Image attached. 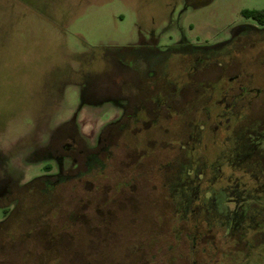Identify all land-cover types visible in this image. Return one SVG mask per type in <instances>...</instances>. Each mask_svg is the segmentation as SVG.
<instances>
[{"label":"rangeland","instance_id":"374dc122","mask_svg":"<svg viewBox=\"0 0 264 264\" xmlns=\"http://www.w3.org/2000/svg\"><path fill=\"white\" fill-rule=\"evenodd\" d=\"M261 9L264 0H0V155L5 168L18 171L21 184L44 174L46 164L53 166L51 173L57 172L55 161L38 160L32 153L48 145L53 131L75 115L83 98L103 99V85L129 90L120 82L114 87L106 49L153 34L159 49L171 56L170 46L184 38L203 46L228 39L233 28L254 22L243 15L245 10ZM230 47L233 56L225 66L210 64L195 75L194 83L206 79L218 88L223 85L220 78L225 76L228 84L242 73L264 90V36L242 37ZM184 63L180 59L181 68ZM81 69L96 74L87 73L90 87L85 95L79 85L86 79ZM189 94L185 88L184 98L189 99ZM189 109H159L150 103L146 113L127 108L133 119H128L126 130L119 125L104 127L97 147L107 146L111 157L102 153L107 168L99 173L75 178L84 170L83 154L63 149L61 153L80 161L74 168L65 163L69 181L46 198L35 191L22 195L7 217L0 210V264L253 260L258 238L248 236L244 248L223 231L208 229L202 217L182 220L174 213L164 165L177 159L190 161V151L179 147L189 148L193 123L205 120V115ZM248 110L239 129L264 122V93ZM119 115L109 103L85 106L77 115L80 132L95 146L102 126ZM211 129L204 131L201 148L208 149L198 152L201 161H212L220 149L218 139L211 142ZM57 134L52 138L54 151L70 143V135L79 140L75 131ZM260 249L264 254V246ZM255 262L264 264V256L257 255Z\"/></svg>","mask_w":264,"mask_h":264},{"label":"flooded vegetation","instance_id":"af4514ba","mask_svg":"<svg viewBox=\"0 0 264 264\" xmlns=\"http://www.w3.org/2000/svg\"><path fill=\"white\" fill-rule=\"evenodd\" d=\"M231 33L228 39L209 46L195 45L186 38L178 40L170 46L173 51L171 56L164 55L168 51L159 49L158 39L153 34L147 39L141 37L137 42L118 49H106L108 66L115 79L114 87L120 82L129 87V90L107 89L103 85V99L83 98L82 102L86 103L83 107H99L109 103L120 111L119 116L102 126L95 146L100 145L105 128L116 125L121 130L128 128V119L133 117L127 116V108L139 111L144 109L141 111L145 112L150 103L159 109L186 107L194 115H205L204 121L193 123V131L188 140L189 148L184 144L179 147L180 150L190 151L189 187L194 201L191 217L200 216L206 223L214 216L223 218L221 225L210 226L208 222V229L223 231L228 240L233 239L238 246L243 244L244 248L248 246V236L253 240L258 238L259 250L254 259L239 263L256 264L257 255L259 258L264 256L260 252V248L264 246V122L259 120L251 127L239 128L247 118L250 104L264 90L255 87L250 78L242 73L231 77L228 84L225 76L220 78L219 82L223 81V87L219 85L217 88L206 79L194 83L195 75L210 64L222 67L231 59L233 49L230 46L234 41L253 34L264 36V26L253 22L235 27ZM180 59L187 65L184 63L181 68ZM81 72L86 79L77 83L83 86L82 92L85 95L90 87L87 80L90 74L87 73L96 74L94 71L83 73L82 69ZM126 72L129 76L127 74V77H122V73ZM190 87L192 90L188 89ZM185 88L190 92L189 99L184 98ZM136 113L137 111L134 112V117ZM137 119L139 123L140 118ZM210 129L211 142L217 143L218 139L220 149L212 161L208 158L201 161L197 154L201 149L207 151L208 148H201V145L205 138L204 131ZM203 202L208 205L205 209L199 205ZM210 204L214 205L213 208ZM0 210L2 211V206Z\"/></svg>","mask_w":264,"mask_h":264},{"label":"trees","instance_id":"16d2710c","mask_svg":"<svg viewBox=\"0 0 264 264\" xmlns=\"http://www.w3.org/2000/svg\"><path fill=\"white\" fill-rule=\"evenodd\" d=\"M187 1L190 2L191 0ZM243 15L247 19H252L258 25L264 26V9L245 10ZM84 104L86 103H81L78 111L75 113L72 119L64 122L53 131V136H57L59 130L65 129L67 131H75L79 137V140L76 137L70 135V143L60 146V151H54L55 148L52 144V136V138L50 137L51 139L48 145L41 147L32 153V157H36L38 160L55 161L58 167L57 172L51 173L53 166L46 164L44 165V174L34 177L27 183L21 184L20 182L22 177L19 175V172L13 170L17 175V179H14V173L7 171L5 168V163L3 162L4 158L2 155H0V206H2V213L5 217L11 214L13 210L12 206L21 203V199L23 197L22 195H27L28 193H33L35 191L39 195L46 198L55 192L56 188H58L61 184L66 183L69 181V179H71V177L66 174V170L64 169L65 163L69 162L70 166L74 168L80 165V161L73 158L70 154L61 153L63 152V149L70 150L69 148H71V150L75 149L78 150L80 154H83L84 160L81 162V164L84 170L80 171L75 178L99 173L107 168V164L102 156V153L109 152L108 155H106V159L110 158L111 153L107 150L108 147L106 146L100 148L89 145L86 137H84L80 132L77 115ZM188 169L189 162L178 159L175 161H170L164 165L166 189L169 194L174 213L182 220H189L191 218V209L194 206L193 196L190 193L189 187L190 175L188 174ZM199 205L204 207V209L206 206H208L204 202L200 203ZM211 206L213 208L214 205L210 204V207ZM223 221V218L214 216V218L207 221V223L210 222V226L214 224L221 225Z\"/></svg>","mask_w":264,"mask_h":264}]
</instances>
